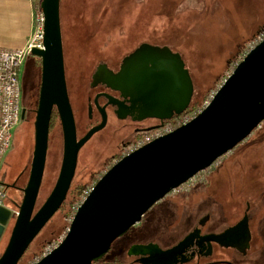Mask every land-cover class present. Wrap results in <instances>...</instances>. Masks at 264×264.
Returning <instances> with one entry per match:
<instances>
[{
    "label": "water",
    "instance_id": "1",
    "mask_svg": "<svg viewBox=\"0 0 264 264\" xmlns=\"http://www.w3.org/2000/svg\"><path fill=\"white\" fill-rule=\"evenodd\" d=\"M40 8L44 16L43 48L31 50V55L41 60L34 147L20 202L12 199V207L0 205V264H18L29 244L65 200L80 148L106 122L104 107H98L100 123L77 139L65 78L60 0H40ZM145 46V53L132 57L137 61L133 75H129L127 68L124 74L114 75L104 68L102 82L117 90L134 88L135 101L150 110H157L154 117L161 121L181 115L190 106L193 95L187 65L178 52L167 46L162 48L160 55L151 52L153 45ZM98 97L94 99L96 106ZM54 107L62 131L61 163L51 191L36 208ZM24 111L23 108L21 118ZM88 113L91 115V106ZM121 115L119 113V117ZM146 116V112L140 113L135 119ZM263 120L264 38L236 64L209 103L193 118L114 161L78 206L59 244L31 264H129L100 260L109 251L111 243L140 221L153 204L211 166ZM2 184L9 187L7 183ZM12 217L14 220L9 229Z\"/></svg>",
    "mask_w": 264,
    "mask_h": 264
},
{
    "label": "rangeland",
    "instance_id": "2",
    "mask_svg": "<svg viewBox=\"0 0 264 264\" xmlns=\"http://www.w3.org/2000/svg\"><path fill=\"white\" fill-rule=\"evenodd\" d=\"M34 2L36 10L39 9L40 0ZM60 20L67 91L76 129L81 134L89 121L99 119L98 107H104L102 98H98L95 105L96 89L89 83L96 64L121 57L143 41L165 45L180 54L193 82L192 100L187 110L194 106L186 114L200 112L240 61L253 37L264 30V0H60ZM23 71L22 103L29 109L36 106L39 96V76L31 56L26 57ZM89 106L91 117L88 116ZM27 115L17 123L11 146L0 164V181L9 184V187L4 186L7 196L3 205L7 198L20 202L21 188L27 182L34 147V115ZM113 128L107 125L96 131L78 152L72 181L84 186L81 197L111 166L113 157L124 156L126 148L121 150L120 146L122 137L114 135ZM234 149L228 151L232 155L225 156V153L212 164H220L214 166L212 174H207L208 167L193 179L211 177L217 180L214 183H222L216 194L217 199L224 201L228 217L215 216V232L221 229L218 228L220 221L225 226L226 222L235 220L236 211L240 210L238 203L247 195H253L251 198L256 200L259 198L256 195L264 190V182H259L264 180V120ZM61 157L62 131L57 125L50 134L36 208L55 183ZM75 202L65 213H54L19 264L35 262L49 243L64 237L70 223V207ZM13 220V217L9 220V229ZM256 223L263 245L258 255L248 253L244 259L248 258L252 264H264V216L257 218ZM220 255L216 253L214 258L223 256L234 262L243 259L236 252ZM104 259L123 261L117 249L106 253Z\"/></svg>",
    "mask_w": 264,
    "mask_h": 264
},
{
    "label": "flooded vegetation",
    "instance_id": "3",
    "mask_svg": "<svg viewBox=\"0 0 264 264\" xmlns=\"http://www.w3.org/2000/svg\"><path fill=\"white\" fill-rule=\"evenodd\" d=\"M150 44L154 46L151 52L156 51L158 55L165 46L147 41L140 42L121 57L98 62L90 75V85L96 89L98 98L104 100L106 122L103 128L107 125L114 126L113 134L122 137L120 140L121 150L132 139L146 133L148 131L146 128L162 125L165 120L161 121L154 117L157 110H150L135 101L134 88L130 87L127 91L113 89L102 82V74L104 68L113 75L119 72L124 74L123 71L127 68L129 75H133L135 73L134 64L137 61L132 60V57L145 53L147 49L145 45ZM29 56L33 58L34 68L39 76L38 87L40 89L41 60L37 56ZM124 92L127 93L124 94ZM110 99L112 100L110 101ZM23 108L25 109L23 118L28 116L27 114H32L35 119L37 104L29 109ZM144 112L147 113L145 118L135 119ZM119 113L123 115L119 117ZM88 116L91 117L89 114ZM100 121L101 115L95 122L90 123L89 121L86 124V130L81 134L76 129L77 139L83 136L90 127L99 124ZM245 139L233 149H236ZM229 152L225 156L232 155ZM119 157L121 155L113 157L112 164ZM219 165L218 163L209 166L212 169L208 168L207 174H212L214 166L218 167ZM214 181L217 180L205 177L202 180L198 179L189 183L188 188L177 187L176 190H171L153 204L142 215L140 221L131 226L126 233L117 237L115 239L117 242L115 245L111 243L107 253L117 249L122 255V263L129 264H252L248 258L244 259V257L248 253L258 255L259 248L263 245V240L259 237V226L256 219L264 216V190L260 192V195H256L259 196L256 200L251 198L253 195H247L245 200L238 203L240 210L236 211L235 220L226 222L225 226L220 221L218 228L221 229L219 232H215V216L220 215L225 218L228 216L224 209V201L217 199L218 195L216 194L218 186H221L222 183L217 184ZM259 182H264V180H259ZM15 184L16 182L12 183V186ZM233 252L238 253L243 259L234 262L223 256L214 258L216 253L228 256ZM104 257L100 262H119L116 260L106 261Z\"/></svg>",
    "mask_w": 264,
    "mask_h": 264
},
{
    "label": "built area",
    "instance_id": "4",
    "mask_svg": "<svg viewBox=\"0 0 264 264\" xmlns=\"http://www.w3.org/2000/svg\"><path fill=\"white\" fill-rule=\"evenodd\" d=\"M43 24L44 16L41 8H39L35 10L32 32L23 47L15 50L0 47V164L11 146L13 131L22 114V75L25 59L27 56L31 55L32 48H43ZM253 38L254 39L250 42L247 50L245 49L242 52L241 59L256 43L264 38V30H261V32L256 34ZM207 103L208 101L205 102L204 107L207 105ZM196 114L197 111H194L191 114L189 113L174 116L159 127L147 131L126 145L124 155L160 136L170 133L177 127L189 121ZM122 156L123 155H121V157ZM196 176L197 174L186 180L178 187L185 188V186H188L189 183L193 182V179H195ZM91 188L92 186L84 190L81 199L70 207V221L77 211L78 206L87 196ZM176 189L177 187L172 190ZM6 196V189L4 185L0 183V205L4 204ZM61 239L59 241H53L49 243L41 257L55 248Z\"/></svg>",
    "mask_w": 264,
    "mask_h": 264
},
{
    "label": "crops",
    "instance_id": "5",
    "mask_svg": "<svg viewBox=\"0 0 264 264\" xmlns=\"http://www.w3.org/2000/svg\"><path fill=\"white\" fill-rule=\"evenodd\" d=\"M36 6L34 0H0V47L15 50L26 44L32 32ZM11 200L7 198L5 205L11 206Z\"/></svg>",
    "mask_w": 264,
    "mask_h": 264
},
{
    "label": "trees",
    "instance_id": "6",
    "mask_svg": "<svg viewBox=\"0 0 264 264\" xmlns=\"http://www.w3.org/2000/svg\"><path fill=\"white\" fill-rule=\"evenodd\" d=\"M39 8H40V2H39ZM193 106L194 105H192V107ZM192 107L189 110H187L186 112H184V114H186L190 110H192L193 109ZM167 121L168 120H165V122H167ZM57 125H60V119H59L58 112H57L56 108L54 107L52 109L51 116H50L48 143H49V138H50L51 131H52L53 127L57 126ZM60 127H61V125H60ZM43 177H44V173H43ZM42 181H43V178H42ZM83 187L84 186L82 185V183H75V182L72 181L71 184H70V187L68 189V192H67L65 200L63 201V203L61 204V206L58 208V210L56 212L63 211L65 213L66 211H68L69 206L73 202H75V201L78 202L80 200V197H81L80 193H81V190H82ZM32 243H33V241L29 244V246L27 247V249L23 253L22 257L18 261V264L24 259L25 255L30 250Z\"/></svg>",
    "mask_w": 264,
    "mask_h": 264
}]
</instances>
